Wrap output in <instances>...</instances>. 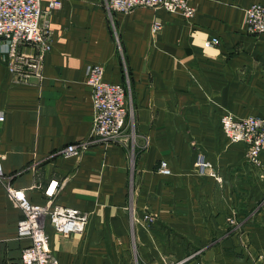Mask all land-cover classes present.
<instances>
[{"label": "crops", "instance_id": "crops-1", "mask_svg": "<svg viewBox=\"0 0 264 264\" xmlns=\"http://www.w3.org/2000/svg\"><path fill=\"white\" fill-rule=\"evenodd\" d=\"M109 1L64 0L49 14L53 49L41 80L17 81L0 56L10 183L44 205L56 179L55 204L89 216L83 234L46 224L57 263L264 264V155L261 167L249 165L246 146L221 131L225 114L264 119V34L246 29L247 8L264 0H190V20L164 9L110 14ZM213 38L221 44L206 48ZM92 65L108 82L129 76L123 142L90 139ZM69 144L82 147L79 158L60 156ZM198 154L220 180L196 173ZM21 219L0 182V264L16 263L31 243L18 237Z\"/></svg>", "mask_w": 264, "mask_h": 264}, {"label": "built area", "instance_id": "built-area-1", "mask_svg": "<svg viewBox=\"0 0 264 264\" xmlns=\"http://www.w3.org/2000/svg\"><path fill=\"white\" fill-rule=\"evenodd\" d=\"M63 1L48 0L45 10L43 0H0V56L17 81L30 82L43 78L46 58L53 49V32L48 16L52 11L61 9ZM137 8L164 9L187 20L194 18L196 14L190 0H110L107 4L110 14H130ZM162 28L161 23L155 22L152 33L157 34ZM246 29L251 35L264 34V4L256 3L247 8ZM220 44L218 38L204 43L206 48ZM104 70L102 65H92L87 69V85L92 92L94 111L90 139L92 142H119L125 138L128 130L130 105L127 88L123 84L105 81ZM5 120V114L0 111V124ZM221 131L230 145L246 146L249 165L256 168L262 166L264 119H236L232 114H225L221 118ZM81 154L82 147L76 144H69L60 152V156L66 159L79 158ZM194 167L199 175L220 180L213 165L203 154H198ZM160 170L164 175L171 173L165 162H161ZM0 182L5 185L13 205L22 213L17 227L18 237L31 242L13 264H58L49 247L50 238L46 224L50 223L63 236L83 234L89 216L80 210L55 204L63 185L56 179L51 180L44 190V205L34 204L25 190L15 188L4 171L1 138Z\"/></svg>", "mask_w": 264, "mask_h": 264}, {"label": "rangeland", "instance_id": "rangeland-1", "mask_svg": "<svg viewBox=\"0 0 264 264\" xmlns=\"http://www.w3.org/2000/svg\"><path fill=\"white\" fill-rule=\"evenodd\" d=\"M125 86L127 88V95H130V92H131V84H130V80H129V76L128 75H127V81L125 82ZM128 101H129V98H128ZM129 102H131V101H129ZM129 115H130V107H129ZM128 127H129V123H128ZM128 132L129 131H127V133ZM120 142H123V140L120 141ZM120 142H105V141L96 140L95 142H93V144L94 143H97V144H113V143H120ZM145 219H148V218L146 217Z\"/></svg>", "mask_w": 264, "mask_h": 264}]
</instances>
